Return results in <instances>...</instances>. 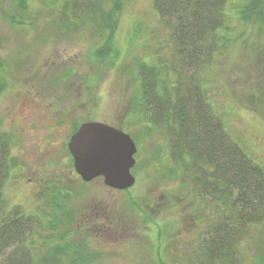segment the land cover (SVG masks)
<instances>
[{
  "label": "rangeland",
  "instance_id": "obj_1",
  "mask_svg": "<svg viewBox=\"0 0 264 264\" xmlns=\"http://www.w3.org/2000/svg\"><path fill=\"white\" fill-rule=\"evenodd\" d=\"M50 1L54 3L32 0L28 23L17 26L7 19L16 12L12 0H0V77L5 81L0 133L10 144L2 190L7 209L19 205L24 214L33 215L25 245L31 258L23 264H67L64 257L59 261L48 254L66 241L84 245L82 252L90 256L87 264H158L160 258L169 264H204L201 237L214 209L202 202L210 197L196 188L191 169L185 171L174 160L169 132L153 121L157 116L144 109L140 98L139 66H171L174 45L163 22L167 19L159 17L154 0H123L114 33L119 56L93 65L89 54L101 44L100 36L84 21L77 29L58 30L57 6L66 0H56L55 6ZM238 1L227 6L229 40L216 44L212 57L198 69L199 92L264 174V88L254 58L257 48H264V27L241 23L233 10ZM87 4L80 2L78 13L86 5L99 19L103 11ZM78 121H104L134 137L132 187L113 189L101 177L82 181L67 149ZM204 167L206 174H215V167ZM52 200H62L69 215L55 230L49 226L57 213ZM66 231L64 238L49 240ZM246 231L236 252L248 264L258 244L264 251V218ZM207 244L208 249L214 247L213 242ZM3 261L0 257V264Z\"/></svg>",
  "mask_w": 264,
  "mask_h": 264
},
{
  "label": "trees",
  "instance_id": "obj_2",
  "mask_svg": "<svg viewBox=\"0 0 264 264\" xmlns=\"http://www.w3.org/2000/svg\"><path fill=\"white\" fill-rule=\"evenodd\" d=\"M31 1L12 0L16 12L7 16L8 21L17 26L28 23L26 15ZM52 1L54 3L50 1L51 4L55 6L56 0ZM88 1L103 11L99 19L92 12H87L86 5L81 7L83 13H78L80 2L84 5ZM122 2L123 0L63 1L57 6L55 25L65 33L67 29L79 28L81 21H84L82 24L88 23L101 38V44L91 49L89 62L99 64L107 58L119 56V51L114 47V33L117 27L116 15ZM230 3L231 0H154L153 6L157 14L167 19L163 22L170 28L174 45L173 60L168 63L171 66L165 65L162 68L161 63L159 66H139L142 104L145 110H151L157 116L152 118L153 121L167 122L169 134L170 127L173 130L174 139L170 134L169 142L174 160H179L185 171L190 170L186 156L191 158L192 164L214 165L216 170L214 175L206 174L205 178L210 181L204 180V185L199 187L203 197H210V200L203 199V206L214 209L208 221L205 216L201 217L207 222L201 237L203 257L206 258L204 264H246L237 257L240 236L247 232V228L264 218L262 170L225 131L223 123L219 124V117L211 111L206 97L199 92V67L212 57L216 44L220 45V41L226 44L229 40L226 32L229 30L231 10L227 6ZM233 10L241 23L249 28L255 25L264 27V0H240L233 6ZM254 58L261 69L258 83H263L264 88V48H257ZM2 65L0 61V68ZM68 74L65 73L63 77ZM171 75H175V80ZM187 86L188 90L185 92ZM4 87L5 81L0 77V92ZM171 90L172 94L169 93ZM79 124V121L73 124L74 131ZM160 127H164V124ZM9 149V140L0 133V257L4 258V264H23L24 260L31 258L25 245L33 215L24 214L19 205L10 210L5 206L2 189L9 174ZM194 178L198 183L197 176ZM51 205L54 212H57L49 220L50 229L53 230L66 222L65 216L68 214L57 201L52 200ZM133 205L136 206V203ZM218 210L219 214L216 212ZM68 233H55L49 240H60ZM245 236L247 238L250 235ZM209 242H213L214 247L208 249ZM83 247L82 244L66 241L52 246L48 254L57 257L59 261L64 257L67 264H87L90 256L82 252ZM257 247L252 262L248 264H264V251L259 249V244ZM158 264L169 263L160 258Z\"/></svg>",
  "mask_w": 264,
  "mask_h": 264
},
{
  "label": "water",
  "instance_id": "obj_3",
  "mask_svg": "<svg viewBox=\"0 0 264 264\" xmlns=\"http://www.w3.org/2000/svg\"><path fill=\"white\" fill-rule=\"evenodd\" d=\"M75 171L83 181L102 176L115 189L131 187L136 144L123 130L101 121L82 122L67 142Z\"/></svg>",
  "mask_w": 264,
  "mask_h": 264
},
{
  "label": "flooded vegetation",
  "instance_id": "obj_4",
  "mask_svg": "<svg viewBox=\"0 0 264 264\" xmlns=\"http://www.w3.org/2000/svg\"><path fill=\"white\" fill-rule=\"evenodd\" d=\"M159 118V117H158ZM159 119H161L162 120V118L160 117ZM157 123V122H156ZM160 123H163L164 124V127H160V128H163V129H165L164 131H166L167 133H168V128H167V122H160ZM219 124L220 125H222L221 124V121L219 120ZM219 125V126H220ZM170 134H171V136L173 137V139H174V133H173V130L171 129V127H170ZM205 165L203 164V163H199L198 165H196L195 166V164H192V167H190V169H191V172H192V175H193V177H195V176H197V178H198V183H197V181H196V186L197 187H202L203 185H204V180H208V181H210L209 179H207V177L205 178V175H206V168L204 167ZM209 166V165H208ZM212 167V166H211ZM213 168V167H212ZM205 170V171H204ZM205 172V173H204ZM207 175H210V174H207ZM81 178V177H80ZM83 181V180H82ZM210 183V182H209ZM208 183V184H209ZM207 184V183H206ZM60 201H62V200H59L58 201V203L60 204V205H62V203H60Z\"/></svg>",
  "mask_w": 264,
  "mask_h": 264
}]
</instances>
